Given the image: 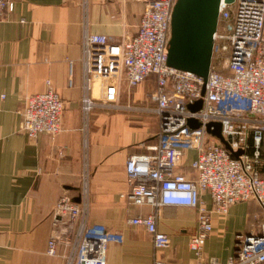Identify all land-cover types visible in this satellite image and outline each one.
Instances as JSON below:
<instances>
[{"label": "built area", "instance_id": "built-area-1", "mask_svg": "<svg viewBox=\"0 0 264 264\" xmlns=\"http://www.w3.org/2000/svg\"><path fill=\"white\" fill-rule=\"evenodd\" d=\"M144 4L135 35L113 43L104 35L83 33L81 39L82 97L80 112L83 171L79 203L64 194L55 203L46 255L63 249L64 264H106L111 243L122 244L120 232L88 228L90 215L87 131L96 109H120V84L128 89L154 79L146 111L158 125L151 154L128 157V191L120 195L129 205L150 212L127 220L151 237L155 252L168 249L170 236L159 232L163 207H185L196 213V231L188 248L194 264H221L205 254L213 233V216L224 217L238 203L255 202L262 219L246 234L235 237L234 254L224 264H264V0H220L211 63L206 80L167 64L171 15L177 0H141ZM13 0H0V24L14 11ZM23 23V20H20ZM202 101L197 111L189 105ZM65 106L51 88L24 99L19 131L34 140L62 131ZM199 124L193 129L188 121ZM220 125L225 145L208 132ZM213 130V127L210 128ZM189 151L188 170H181ZM242 154L234 157L233 153ZM75 196V197H76ZM211 202L207 207L205 197ZM152 264H169L154 258Z\"/></svg>", "mask_w": 264, "mask_h": 264}, {"label": "crops", "instance_id": "crops-1", "mask_svg": "<svg viewBox=\"0 0 264 264\" xmlns=\"http://www.w3.org/2000/svg\"><path fill=\"white\" fill-rule=\"evenodd\" d=\"M13 2L14 11L0 24V264H64L61 247L55 257L47 256L46 249L55 203L64 194L77 195L84 167L81 39L86 32L119 43L125 35H135L144 4L141 0ZM48 88L64 101L62 131L28 139L19 131L24 99ZM153 89V78L132 89L122 81L120 109H96L90 115L88 228L116 231L124 237L122 244L108 246L106 264H152L155 257L169 264H194L188 248L189 237L196 231L193 209L159 210L157 229L170 236L171 244L155 252L151 237L127 224L150 209L120 198L128 191V157L151 154L148 147L156 144V117L146 111ZM189 156L192 159L194 153ZM190 159L181 170H188ZM205 200L211 208L207 196ZM260 211L246 202L233 205L222 218L213 216L205 254L224 264L234 254L236 235L245 232ZM230 223L229 231L225 225Z\"/></svg>", "mask_w": 264, "mask_h": 264}, {"label": "water", "instance_id": "water-1", "mask_svg": "<svg viewBox=\"0 0 264 264\" xmlns=\"http://www.w3.org/2000/svg\"><path fill=\"white\" fill-rule=\"evenodd\" d=\"M232 1L225 0L227 3ZM219 2L220 0H177L171 15L167 59L169 67L191 72L206 80L211 63ZM201 106L202 101H197L189 105L188 109L197 111ZM188 124L193 129L199 127L194 120H189ZM207 129L230 150L221 137L219 124H210ZM241 154L239 151L233 153V156L238 157ZM72 201L79 203V197H74Z\"/></svg>", "mask_w": 264, "mask_h": 264}, {"label": "rangeland", "instance_id": "rangeland-1", "mask_svg": "<svg viewBox=\"0 0 264 264\" xmlns=\"http://www.w3.org/2000/svg\"><path fill=\"white\" fill-rule=\"evenodd\" d=\"M157 134H158V125H157V120H156V135H155V139L157 140ZM191 152L193 153V151H189L188 153H187V155H186V159L184 160L185 162L187 161V160H189L190 159V154H191ZM248 203H251V204H253L255 207H257V209L260 211V209H259V207L255 204V203H253V202H248ZM246 208V207H245ZM234 210H236L237 212L238 211H240L241 209H239V208H236V209H234ZM215 218H222V217H220V216H214ZM259 218V220H261V218H262V214H261V211L259 212V215L257 216V218H255V220H257ZM255 220L254 221H250V222H248L247 223V227H246V230H245V232H243V233H239V234H237V235H242V234H246L248 231H250L251 230V226L253 225V224H257L258 222H255ZM226 228H229V231L230 230H232L233 229V225L230 223V227H229V225H225V229ZM236 235V236H237ZM228 239V238H227Z\"/></svg>", "mask_w": 264, "mask_h": 264}]
</instances>
